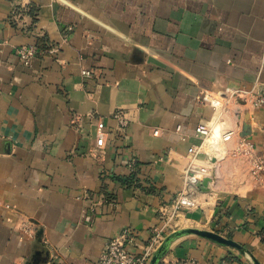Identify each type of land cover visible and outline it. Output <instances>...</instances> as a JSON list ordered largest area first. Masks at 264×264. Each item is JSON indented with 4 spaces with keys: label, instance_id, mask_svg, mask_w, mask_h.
Returning a JSON list of instances; mask_svg holds the SVG:
<instances>
[{
    "label": "crops",
    "instance_id": "1",
    "mask_svg": "<svg viewBox=\"0 0 264 264\" xmlns=\"http://www.w3.org/2000/svg\"><path fill=\"white\" fill-rule=\"evenodd\" d=\"M42 36L57 54L38 49ZM22 46L39 51L28 66ZM263 56L264 0H0V264H97L122 228L143 243L165 221L169 234L212 231L264 264V189L235 152L245 139L264 159V105L222 111L202 98L264 95ZM205 123L234 136L202 145ZM190 163L209 174L190 188L195 207L175 210ZM185 258L253 264L190 235L158 264Z\"/></svg>",
    "mask_w": 264,
    "mask_h": 264
},
{
    "label": "built area",
    "instance_id": "2",
    "mask_svg": "<svg viewBox=\"0 0 264 264\" xmlns=\"http://www.w3.org/2000/svg\"><path fill=\"white\" fill-rule=\"evenodd\" d=\"M12 12L11 18L14 19L19 13L16 14L15 9ZM48 52L55 55L58 52V47L55 45L51 46ZM15 54L23 66H28L30 62L38 56L39 51L36 46H22L15 49ZM262 67H264V56L262 58ZM81 73L85 78L92 77V73L89 70H83ZM202 98L204 101L209 102L212 107L221 108L222 111L226 110L228 104L234 99L241 100L243 106L246 105L250 109L264 105V95L258 94L254 87L250 90H244L241 88L225 89V91L219 96H215L211 93H203ZM114 118L119 124L118 132L123 133L127 126V121L124 118L122 111H117L114 114ZM179 130L180 127L177 126L176 131ZM197 135L200 137L202 145L208 144L212 146L222 142H229L233 138L234 133L232 130L218 133L212 126L205 123L200 124L197 127ZM235 152L247 160L249 164V175L254 185L258 188L264 189V159L256 155L253 145L245 139L240 140ZM89 155H92L96 161L100 163L103 158V151H99L97 154L89 153ZM208 174V167H198L193 163H190L182 175V190L178 192L173 202L175 210L182 207H195L196 203L193 198V191H191L190 188H195L200 185L204 177ZM170 231L171 228L169 227L168 222L165 221L160 225L154 226L151 229L147 240L143 243H139L138 234L133 228L129 226L122 228L117 234L105 242L97 264H149L151 258ZM166 264L200 263L194 259L185 258L170 261Z\"/></svg>",
    "mask_w": 264,
    "mask_h": 264
},
{
    "label": "water",
    "instance_id": "3",
    "mask_svg": "<svg viewBox=\"0 0 264 264\" xmlns=\"http://www.w3.org/2000/svg\"><path fill=\"white\" fill-rule=\"evenodd\" d=\"M187 235H195L197 237L212 241V242L217 243L219 245L236 249V250H238L239 252H241L243 254H247L250 257V259H251L253 264H260L252 256V254L250 252L246 251L243 248V246H241L240 244L236 243L232 239L223 237V236L219 235L218 233H215V232H212V231H205V230H199V229H194V228L180 229V230H177V231L171 233L170 235H168L164 239V241L162 242V244L158 248V250L155 252L153 257L151 258V261H150L149 264H158L160 262V260L164 257V255L166 254L170 243L175 238H179V237L187 236Z\"/></svg>",
    "mask_w": 264,
    "mask_h": 264
},
{
    "label": "trees",
    "instance_id": "4",
    "mask_svg": "<svg viewBox=\"0 0 264 264\" xmlns=\"http://www.w3.org/2000/svg\"><path fill=\"white\" fill-rule=\"evenodd\" d=\"M27 13L28 15L31 17L32 19V23L35 24L36 20H37V15H38V12L36 11L35 8H33V6H28L27 7ZM22 12V9L21 8H18V7H15V13H20ZM44 36L41 37V39H39V42L37 44V47L38 49H45V50H48L52 44L48 45V42L47 40H45V38H43ZM139 177H137V173L136 171H133L131 172L129 175L126 176L125 178V182L128 184V185H131V184H135V183H138L139 182Z\"/></svg>",
    "mask_w": 264,
    "mask_h": 264
},
{
    "label": "rangeland",
    "instance_id": "5",
    "mask_svg": "<svg viewBox=\"0 0 264 264\" xmlns=\"http://www.w3.org/2000/svg\"><path fill=\"white\" fill-rule=\"evenodd\" d=\"M179 230H180V229H179ZM176 231H177V230H176ZM173 232H175V231H173ZM173 232H172V233H173ZM169 235H170V234H169ZM187 236H189V235H187ZM190 236H195V235H190ZM182 237H183V236H182ZM196 237H197V236H196ZM179 238H180V237H179ZM175 239H177V238H175Z\"/></svg>",
    "mask_w": 264,
    "mask_h": 264
}]
</instances>
